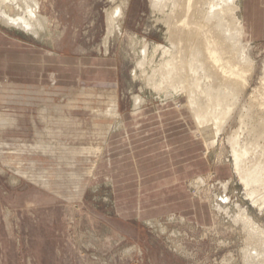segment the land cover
<instances>
[{
    "label": "rangeland",
    "instance_id": "obj_1",
    "mask_svg": "<svg viewBox=\"0 0 264 264\" xmlns=\"http://www.w3.org/2000/svg\"><path fill=\"white\" fill-rule=\"evenodd\" d=\"M128 1L121 30L107 41V16L122 0H40L48 23L36 35L0 22L5 44L28 49L21 56L0 53V264H262L251 247L264 250V191L261 197L246 186L229 141L234 135L241 142L248 132L239 117L258 95L264 35L250 41L255 71L240 111H219L213 117L220 126L212 129V122L205 132L215 142L202 158L206 169L186 178L182 191L159 180L139 191V183H148L142 176L151 175L148 164L120 163L122 122H110L108 111L133 112L134 96L141 95L142 111L161 109L178 122L183 119L170 111L190 123L192 117L179 105L184 100L177 108L175 99L159 98L146 78L152 65H138L146 38L150 46H168L161 14L151 0ZM37 62L57 78L30 84L3 70L35 69ZM110 123L112 130L105 126ZM187 141L181 137L158 152H175L197 166L200 154L183 150ZM156 159L152 169L168 162ZM199 177L203 185L191 184ZM132 181L135 189L123 185Z\"/></svg>",
    "mask_w": 264,
    "mask_h": 264
},
{
    "label": "bare ground",
    "instance_id": "obj_2",
    "mask_svg": "<svg viewBox=\"0 0 264 264\" xmlns=\"http://www.w3.org/2000/svg\"><path fill=\"white\" fill-rule=\"evenodd\" d=\"M122 1L120 6H117L107 16L108 33L106 41L115 31H120L122 28L121 23L129 5L128 0ZM151 6L155 12L162 16L158 20H161L167 28L165 35L168 46L166 44L150 46L146 38L142 45L143 58L138 62V65L140 67L147 64L152 65L151 73L146 75V78L149 83L151 82L154 90L158 92L160 99H166L165 102L169 99H175L177 108L178 101L184 100L186 102V104L179 105L188 109L192 123L186 120L187 127L194 139L200 144V150L197 151L200 155L204 153L202 151L203 146L206 147V152L203 155L205 157L208 149L212 148L215 143L209 140L212 133L207 134L205 132L211 127L212 122L214 124L212 129L220 126L216 124L218 122L215 121L213 115H218L219 111L229 112L236 109V111H240L238 105L239 102L240 104L242 102L240 97L242 95L245 97L250 77L255 71L250 50L251 39L247 36L241 17L240 0H151ZM47 19L48 16L41 15L40 0H0V22L8 26L18 27L36 35L38 28L48 23ZM150 48L153 50V55L149 58ZM159 52H162V55L159 54L161 56L158 57L157 63L155 56ZM143 72L145 74L146 71ZM259 79L260 87L256 91L258 95L243 106L245 112L239 117L242 128L248 130L245 139L238 142V139L233 138V135L232 140L229 141L235 155V169L247 182L248 185L246 186L253 189V192L251 191L253 194L264 191V63L262 64V77ZM111 101H114L113 104L117 110V96L115 94L111 96ZM145 102L146 99L141 95L134 96L133 109L135 111L132 112V117L137 116V119L139 118L143 110L140 109ZM162 105H166V103ZM160 111L163 110L160 109ZM107 116L110 122L115 121L116 118L121 120L120 125L116 123L118 126H121L124 119L121 111L120 113L108 111ZM105 126L110 128L114 125L110 123ZM116 128L117 126L114 131ZM110 130L112 129L110 128ZM109 132L108 129L107 135ZM102 148L103 146L99 152L103 150ZM203 183L204 180L199 177L192 180L191 184L201 186ZM257 195L261 196V194ZM242 213L244 212L242 211ZM250 221L248 220V222ZM248 225L245 224V227L248 228ZM257 240L252 239L251 241ZM258 245L256 244L251 248L259 255L253 253L251 249L248 250L257 257L262 256L261 263L264 264V250H262L263 247L260 248L259 246L258 248ZM250 257L251 255L249 259Z\"/></svg>",
    "mask_w": 264,
    "mask_h": 264
},
{
    "label": "crops",
    "instance_id": "obj_3",
    "mask_svg": "<svg viewBox=\"0 0 264 264\" xmlns=\"http://www.w3.org/2000/svg\"><path fill=\"white\" fill-rule=\"evenodd\" d=\"M240 3L241 17L246 28L247 36L252 40L254 36L264 35V0H240ZM11 51L13 53H15V51L18 54L20 53L18 56L28 53V49H24L21 46L5 44L4 41L0 39V53H8ZM34 64L32 63V66H35V69L29 67L20 69L5 67L3 68V70L9 77H18V75H20L19 78H21V81L30 84L51 83L57 78V75L54 74V72H46V69L44 68L39 69L38 62L36 65ZM41 66L44 67V64H41ZM160 114L164 115L161 117ZM172 114H176L175 118H182L183 122H178L177 120L168 118V115L170 114L165 111H141L138 119L137 116L135 118L132 117V112L122 114L124 119L122 121V128L120 132V136L123 142L122 146L120 147V149H122V151L120 152V163H134L137 165L148 164V173H151V175L142 176V181L146 180V182L148 183H139V191L144 190L146 187L151 188L154 184L152 183V180H159V183L161 184L158 185H164L162 184V181L166 182L165 185H167V187L165 188L169 189L170 191H182L183 182L186 178H189L190 175H197L206 169V165L202 159V155L196 156V159H199L201 161L199 162L200 164H197V166L193 167V165H189V163H194L196 161L195 160L186 161V167H182L186 162L185 160L181 161L179 156L173 155V153L175 152L170 151V153L164 154H162V152L160 151L158 152V148L163 150H165L164 147L174 148V142L184 136L188 141L185 146L182 147L183 150L189 149L192 151V149L195 148H197V151L200 150V144H198V142L194 139L190 132V129H188L187 126H184L185 128L183 129L182 133L180 131L181 129H179L181 126L187 123L186 119L182 116L181 113H177V111H173ZM158 132L163 133L160 134V139L158 138ZM166 132H168L169 135ZM157 156L159 157V159L168 162H166L164 166L152 169V164L156 165L160 163L156 159ZM123 185L132 190V188L135 189L134 186H137V183L135 181H132L128 182L127 184L124 183ZM118 186L120 187V185ZM152 193L153 191L151 192V194ZM176 193L173 194H176V196H178L179 194L180 197L184 195V193L180 191H177Z\"/></svg>",
    "mask_w": 264,
    "mask_h": 264
}]
</instances>
